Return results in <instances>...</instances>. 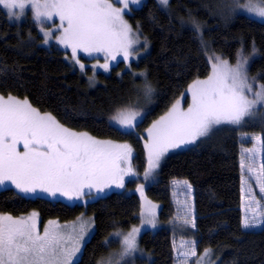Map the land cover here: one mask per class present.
Returning a JSON list of instances; mask_svg holds the SVG:
<instances>
[{
    "label": "trees",
    "instance_id": "obj_1",
    "mask_svg": "<svg viewBox=\"0 0 264 264\" xmlns=\"http://www.w3.org/2000/svg\"><path fill=\"white\" fill-rule=\"evenodd\" d=\"M214 1L169 0L165 9L156 0H144L127 18L150 43L149 50L137 60L128 64L119 60L109 72L95 75L90 68L82 73L72 66L70 54L63 48L37 45L42 39L37 25L30 19L12 23L0 7V94L27 99L72 130L129 144L135 165L144 172L141 131L168 109L191 80L207 76L206 49L232 60L239 50L251 52L255 46L256 56L248 71L264 79V21L241 13L213 15ZM193 20L204 24L205 44L189 26ZM146 83L151 94L144 91ZM130 106L146 109L142 121L136 131L119 130L109 115ZM244 133L261 136L264 164V122L220 126L196 145L166 155L156 182L146 186L147 196L160 203L162 225L140 235L139 243L151 258L139 259L137 264H175L174 241L181 236L194 242L195 252L206 262L264 264V197L259 198L262 224L257 229L242 227L239 157L241 147L250 145V140L241 138ZM178 179L192 188L191 227L174 219L177 208L172 181ZM139 205L135 192L112 191L87 204H70L22 195L13 187L0 188V214L36 210L41 223L49 218L63 222L80 215L92 218L93 231L74 264H96L104 257L110 248L104 246L105 239L114 229L136 224Z\"/></svg>",
    "mask_w": 264,
    "mask_h": 264
},
{
    "label": "snow or ice",
    "instance_id": "obj_2",
    "mask_svg": "<svg viewBox=\"0 0 264 264\" xmlns=\"http://www.w3.org/2000/svg\"><path fill=\"white\" fill-rule=\"evenodd\" d=\"M115 3L123 7L114 6L113 0H0V6L10 19H20L26 7L32 8L33 20L38 24L58 17L57 30L62 31L56 39L65 48H71L72 59L81 69L85 65L77 58L78 51L89 55L104 53L106 61L116 60L118 54L128 60L134 45L139 43L124 14L130 3L139 4L140 0H115ZM160 3L167 5L168 0H160ZM260 5H264V0H259V4L249 0L243 5L237 0L235 6L264 19V6ZM199 28L196 24L197 32ZM52 35V29L44 31V43L47 44V38ZM252 51L255 54V46ZM215 60L211 74L189 86L192 103L188 108L182 109L177 101L147 129L145 147L149 171L158 166L169 149L192 143L221 123L238 125L252 114L256 105H264V85L253 91L250 81L254 82L256 77L247 75L248 57L243 55V50L237 53L235 67L219 57ZM100 67L107 70L109 64L105 62ZM144 91L151 94V86L146 83ZM246 93L255 98L249 99ZM141 116V112L126 107L110 120L119 130L130 131ZM19 145L23 146V151ZM130 154L131 148L126 143L99 140L87 132L72 131L51 114H41L27 99L0 95V185L10 181L26 194L39 190L52 196L59 193L68 199L91 196L92 189L103 192L112 184L123 187V178L132 169L130 165L122 168L121 164L128 163ZM248 171L251 173L253 169L249 167ZM256 179L261 182L260 191L264 193V164ZM36 218L35 212L21 218L0 215V264H74L90 222L73 225L72 232L66 233V226L49 221L41 234ZM147 223L153 221L149 219ZM249 226L246 219L243 227ZM139 231L133 227L127 234L111 233L112 237H122L119 258L109 254L96 264H120L124 257L131 256L138 250ZM111 242L106 238L103 244L108 246ZM191 255H196L194 249Z\"/></svg>",
    "mask_w": 264,
    "mask_h": 264
},
{
    "label": "rangeland",
    "instance_id": "obj_3",
    "mask_svg": "<svg viewBox=\"0 0 264 264\" xmlns=\"http://www.w3.org/2000/svg\"><path fill=\"white\" fill-rule=\"evenodd\" d=\"M156 1L162 8L168 9L167 8L168 4L164 5V4L160 3V0H156ZM143 2H144V0H140L139 4H131L130 3L128 10L124 14L125 21L132 27L133 32L137 34L134 38L138 37V39H139V43L134 45V51H133L132 56H130L128 60H124L123 56L118 54L116 60L109 59L106 61L104 53H92L91 55H89V54L84 53L82 51H78L77 58L80 60V63L85 65V67L83 69H81L80 65L76 64L75 61L72 59L71 48H65L56 39V37H58L62 31V29L57 30L58 25L60 24L58 17L53 16L51 20H45L42 24H38L33 20V10L31 7H26L24 9V15L21 16L20 19H15V18L10 19L6 13V10L2 6H0V7L5 12V14L7 15L8 20L12 23L16 22L19 24V23L26 21V19H30L37 25V34H39L42 37V39L40 41H38L37 45H41V46H44L47 48L50 47L51 45H54V46L59 47L60 49L63 48L64 50L69 52L70 63L72 64V66H74L75 68H78L82 73H84L87 68H90L91 74L95 75L96 72H103V73L109 72L111 67L113 65H115L117 63V61H119V60H123L126 64H128V62H130V61L137 60V59H139V57L141 55L145 54L149 50L150 43L141 35L139 30L135 29L131 25L130 21H128V18H127V15L131 14L132 11L134 10V8H137V6H140ZM248 2H249V0H238V3L241 5L247 4ZM251 2L253 4H259V0H251ZM113 3H114V6H116V7H120V8L123 7V4H116L115 0H113ZM236 3H237V0H215L211 4L212 9L210 12L213 13V15L217 14V15H220L223 17L226 16L227 14L241 13V14H244L248 17L250 16L252 18H255L259 21L260 20L264 21V19L260 18L255 13H250L244 8L236 7L235 6ZM260 6H264V5H260ZM196 24H198L200 26L198 32L195 30ZM189 26L193 29V31H195L196 35L204 43L205 42V40L203 39L204 24L193 20V22H191L189 24ZM48 29H52L53 35L47 38L48 43L46 44V43H44V40H45L44 31H46ZM240 51L241 50H239V52ZM243 55L245 57H248V64L246 65L247 75L249 77H256V80L254 82L250 81V83H253V91H258L259 86L264 85V79L261 80V79H259V77L251 75L250 72L248 71L251 59L254 56H256V54H253L252 50H251V52L250 51L246 52L243 50ZM215 57H219L221 60H226L229 64V66H231V67H235V65L237 63V54L231 60V59L223 57L219 52H215L214 50H207L206 49V58H207V62H209V71H208L207 76L196 77V79L191 80L187 84L185 89L180 94H178L176 96V98L172 104L179 101L180 107L182 109L186 110L188 108V106L192 103V95H191V92L189 91V86L195 80H197V79L204 80L211 74L212 64L217 62L215 60ZM105 62H107L109 64V67L107 70L100 67V65L104 64ZM94 65L96 66L95 68L93 67ZM246 94L248 95L249 99L255 98L250 93H246ZM7 96H5V97H7ZM17 99L24 100L23 98H17ZM172 104L168 107V109H166L164 111V113H162L159 116H157L156 118H154L153 121H156L161 116H163L169 110V108L172 106ZM130 107L133 110L141 112L142 116L139 119L138 123L140 121H142V118L146 112V109H143V108L140 109V108L135 107V106H130ZM124 108H126V107H119V108L115 109L109 115V121L113 125H114V123L110 120V118L113 117L114 115H116L118 110H121ZM44 113H46V112H41V114H44ZM153 121L149 125L144 127L140 133V137H141L140 139H141V143L143 145L145 159H146V165H147L146 169L144 170V172H142L138 169L137 165H135V163L133 161V155H134L133 149L128 144L131 148V154L129 156V161H128V163H122L121 167L127 169L130 165L132 171H131V173L124 176L123 187H117L115 184H112V185H110V187L105 188L103 192H97L95 189H92L91 190V193H92L91 196L85 195V196H82L79 198H73V199H68L67 197L61 196L59 193H57L56 196H52L49 193H45V192H42L39 190L36 193H27L26 194V193L20 192L15 187V185H13L10 181H6L4 185H0V188H2V187H13L17 192L21 193L22 195L24 194V195L29 196V197L42 196V197H48L50 199H56V200L60 199L64 202L70 203V204H79V203L87 204L90 202V200H93L97 197H101V195L108 194L112 191H124L126 193H134L135 192V194L137 195L139 202H140V205H139L140 211H139L138 222H136V224L132 225L131 227H129L125 230L114 229L111 233L122 232L124 234H127V232L130 231L133 227L140 229V231L137 235L138 250L135 251L134 253H132L131 256L124 257V259L120 261V264H137L139 259H146L148 261L151 258V254L146 252L141 247V244L139 243V237L143 233V231L150 230V231L154 232V231L158 230V228L162 225V223H161V220H159V213L161 210L160 209V203L158 201L156 202V201L152 200L151 198H149L147 196V194H146V188L147 187L146 186L151 184V183L156 182V180L158 178L157 174H158V170L161 166V162L163 161V159L166 157L167 154H169L171 152H177V150L187 149L190 146H194L199 142V140L207 137L208 135H210V133L219 129L220 126L231 125L230 123H221L219 125L214 126L206 136L199 137L196 141L189 143V144H186V145H182L180 148L169 149L161 157V159L158 163V166L149 171V169H148V149L145 147V145H146V143H148L147 129L149 127H151ZM244 121L245 122L253 121V123L255 122V123H259V124L261 122H264V105H259V104L256 105L255 108L252 110V114L250 116H246L241 121V123H243ZM64 127H66V126H64ZM66 128H68V127H66ZM72 131H75V130H72ZM123 131H127V130H123ZM132 131H136V127L134 129L128 131V132H132ZM76 132H82V131L76 130ZM260 137H261L260 135H257V134L253 135V134H248V133L247 134L244 133L243 135H241L242 139L244 138V140H250L249 146L244 145L241 147L240 157H239L240 171L242 172V178H241V182H240L241 183L240 194H241V205H242V209H241V211H242L241 212L242 227H243V223L246 219L249 221V224L251 225L249 227H244L245 229H247V228L257 229L258 226H260L262 224V220H263L262 219L263 215H261V205L259 204V198H263L264 193H262L260 191L261 182L256 179V176L259 174L261 165L263 163V160H262L263 159V149H262V142H261L262 138H260ZM115 143H118V142H115ZM119 144H125V143L121 142ZM18 147L21 151H23L22 145H19ZM249 167H251L253 169V172L250 173L248 171ZM146 172H148L147 175H145ZM130 183H132V184L128 185ZM172 186H173V190L171 192V195H173V197H174V203H175L176 208H177V214L174 217V219L178 223L184 222L185 224H188V226L191 227V226H193V219H194L193 218V207H192L193 196H192L191 185H188L185 181L178 179V180L172 181ZM141 189H142V191H141ZM88 191H89L88 189H85V192H88ZM34 212L37 214V218H36L37 219V227H38V230L40 231L41 234L43 233L44 227L46 225H48L49 221H56L61 226H66L64 228V231L66 233L72 232L73 225L79 226L81 223L90 222V226L88 227V229L85 233V239H84V241H82V244H81V251H82V248L84 246V243L91 236V232L93 231V228H94V223L92 221V218L87 217L85 215H80L79 218L69 220V222H63V221H60L58 219L49 218L44 223L40 222V216L36 210L24 213L22 215H11V216L14 218L28 217ZM0 215H9V214L1 213ZM149 219H151L153 221V223H147V221ZM107 238L110 239L112 242L109 244V247H110L109 251L106 255H104V257L105 258L108 257L109 254H115L117 256V258H119L118 254L122 248L121 243H120V241L122 240V237H112L109 235ZM174 242H175L174 243L175 264H213V262H211V261H210L211 263L206 262L205 259H203V257H200V255L197 254V252H195L196 253L195 256L191 255L192 250L195 249L193 241H188L187 238H184L183 236H181L179 239H176ZM186 253H187V256L185 255ZM80 254H81V252L77 254V258H75L74 263L79 259Z\"/></svg>",
    "mask_w": 264,
    "mask_h": 264
}]
</instances>
